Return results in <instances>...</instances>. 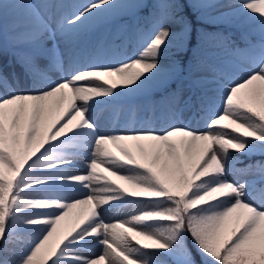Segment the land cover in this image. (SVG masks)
Returning a JSON list of instances; mask_svg holds the SVG:
<instances>
[{"label": "snow or ice", "instance_id": "6c2138e0", "mask_svg": "<svg viewBox=\"0 0 264 264\" xmlns=\"http://www.w3.org/2000/svg\"><path fill=\"white\" fill-rule=\"evenodd\" d=\"M240 18L243 48L219 30ZM4 56L0 264H264V161L230 154L264 155V0H0ZM124 115L140 126L100 131Z\"/></svg>", "mask_w": 264, "mask_h": 264}, {"label": "rangeland", "instance_id": "374dc122", "mask_svg": "<svg viewBox=\"0 0 264 264\" xmlns=\"http://www.w3.org/2000/svg\"><path fill=\"white\" fill-rule=\"evenodd\" d=\"M151 1H153V0H151ZM67 2L68 3H87L88 1H86V0H67ZM225 2H228V0H225ZM233 2H237V0H233ZM116 20H118L117 21L118 22L117 28L111 33L117 32L121 28L122 25L130 24L132 22V17L130 15H127L124 13L114 14L111 17L104 18V19L100 20L99 22H97L95 25V29L97 26H99L101 24L109 23L111 21L116 22ZM141 23H143V22L141 21ZM224 25H225V28H223V31L230 33L233 37H236L238 39H242V36L244 34L249 33L251 30L258 28V25L255 22L246 21L244 18H240L239 20H235L231 24H224ZM111 33H109V34H111ZM243 47H241V48H243ZM136 49H137L136 39L133 36H129V38L126 39V41L124 43L123 51L125 53H127L128 55H131L134 51H136ZM222 54L229 59L233 58V54L230 51L224 52ZM9 60H10V57H8V56L0 57V66H2L6 72L12 71V68L9 67ZM165 63L167 64V63H169V61L166 60ZM237 67L238 68L244 67V62L242 59L238 63ZM16 71L19 72L20 69L17 67ZM239 74L241 75V74H243V72H240ZM155 92H156V95H154L153 96L154 98H152V99L155 101H160L163 93L159 92V91H155ZM140 99L141 98H139V100ZM142 102L143 101H141V103ZM142 114L143 113H141V115ZM149 115H150V113H149ZM120 117L122 120L120 123L121 128L124 127L125 120H128L129 124L132 122L136 123L135 119H129L127 117V115L120 116ZM182 119H183V121L185 120L187 122H193V123H197L198 121L202 120L199 117H194L193 114L189 111H185L183 113V116L181 118H179L178 120L180 121ZM102 122L104 125L110 126V125H113L114 123H116V118L110 117L108 119V121L106 119H103ZM151 123L155 124V125H160V124H163L165 122L164 121H152ZM252 178H253L252 176H243V175H240V176L230 175L228 177V179H230V180H232V179H252ZM136 211H138V209L134 208V206L124 204L119 208L113 209V210L105 213V218H112L113 216H115V218H117V219H125V218L129 217L130 215H132ZM123 213L125 215L124 218H123Z\"/></svg>", "mask_w": 264, "mask_h": 264}, {"label": "bare ground", "instance_id": "6f19581e", "mask_svg": "<svg viewBox=\"0 0 264 264\" xmlns=\"http://www.w3.org/2000/svg\"><path fill=\"white\" fill-rule=\"evenodd\" d=\"M86 1H88V0H86ZM118 20H116V22L111 21L109 23H104V24H101V25L97 26L96 29H95V34L96 35H101V34H109V33L113 32L117 28V25H118V22L117 21ZM131 36H133L136 39V47L138 48V40H137V38L134 35H131ZM58 75H59L58 73H53V78H56ZM241 75H243V74H241ZM22 90H26V88L25 89H22ZM154 95H156V92H154V94L152 95V98H154L153 97ZM141 101H143V97H141V99L139 100V102H141ZM101 115L108 116L107 113H101ZM109 118H107L106 120L108 121ZM102 120H101V129H100L101 132H109V131L114 130L115 128H118V127L121 128V124L120 123H121L122 120H121V117L120 116L116 117V123H114L113 125H110V126L104 125L103 122H102ZM173 123L187 124L190 127L194 128V129H197L199 131H203L204 130V122H203V120H200L197 123H193V122H187L185 120L183 121V119H182L180 121L179 120L173 121ZM129 126L130 127L131 126L139 127L140 125L132 122V123L129 124ZM151 126L154 127V128H156L157 130H160L163 127H166V123H163V124H160V125H155V124H152L151 123ZM113 151H115V149H113ZM84 162H85L84 160H81V163H84ZM124 217H125V215L123 213V218ZM112 218H115V216H113ZM101 250H102L101 249V246L93 245L90 248L84 249L83 254L89 255L93 251L95 253H99Z\"/></svg>", "mask_w": 264, "mask_h": 264}, {"label": "trees", "instance_id": "16d2710c", "mask_svg": "<svg viewBox=\"0 0 264 264\" xmlns=\"http://www.w3.org/2000/svg\"><path fill=\"white\" fill-rule=\"evenodd\" d=\"M149 2H153V1H149ZM197 26L198 27H202L204 29H207L209 31H215V30H217L211 24L197 25ZM222 26H223V24H221L219 26V30H221V31H222ZM236 43L242 44L240 41H236ZM230 154L233 155V156H237V157H240L241 158L242 162L236 164V168H238V169L245 168L248 164H253L256 161H264V155H261V154H255V155H252L251 157H245L243 155V153L236 152L234 150H230ZM26 239H27V236L25 235V240ZM187 243H188V245L190 247L192 246V240H191V238L188 239ZM21 247H23V245H21ZM192 250H193V253L195 254V248H193ZM196 259L199 260V256H196Z\"/></svg>", "mask_w": 264, "mask_h": 264}]
</instances>
